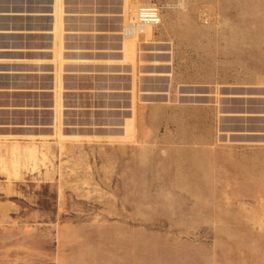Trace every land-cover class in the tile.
I'll use <instances>...</instances> for the list:
<instances>
[{
    "label": "rangeland",
    "instance_id": "obj_1",
    "mask_svg": "<svg viewBox=\"0 0 264 264\" xmlns=\"http://www.w3.org/2000/svg\"><path fill=\"white\" fill-rule=\"evenodd\" d=\"M261 10L0 0V264H264Z\"/></svg>",
    "mask_w": 264,
    "mask_h": 264
},
{
    "label": "built area",
    "instance_id": "obj_2",
    "mask_svg": "<svg viewBox=\"0 0 264 264\" xmlns=\"http://www.w3.org/2000/svg\"><path fill=\"white\" fill-rule=\"evenodd\" d=\"M162 20L161 6L157 4L141 6L137 12V17L132 22V30L141 29L146 25L159 24Z\"/></svg>",
    "mask_w": 264,
    "mask_h": 264
},
{
    "label": "bare ground",
    "instance_id": "obj_3",
    "mask_svg": "<svg viewBox=\"0 0 264 264\" xmlns=\"http://www.w3.org/2000/svg\"><path fill=\"white\" fill-rule=\"evenodd\" d=\"M132 22L133 21H129L127 23L126 27L124 28L123 35L125 38H132V37L136 36L139 33V31H141L142 29L147 27V26H143L141 29L132 30Z\"/></svg>",
    "mask_w": 264,
    "mask_h": 264
},
{
    "label": "crops",
    "instance_id": "obj_4",
    "mask_svg": "<svg viewBox=\"0 0 264 264\" xmlns=\"http://www.w3.org/2000/svg\"><path fill=\"white\" fill-rule=\"evenodd\" d=\"M261 2H262V13H264V0H261ZM122 51H124V45H123V47H122Z\"/></svg>",
    "mask_w": 264,
    "mask_h": 264
}]
</instances>
